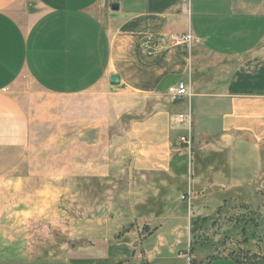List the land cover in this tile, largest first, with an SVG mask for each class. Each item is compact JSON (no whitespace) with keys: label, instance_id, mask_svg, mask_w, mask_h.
I'll return each mask as SVG.
<instances>
[{"label":"crops","instance_id":"0c3cea01","mask_svg":"<svg viewBox=\"0 0 264 264\" xmlns=\"http://www.w3.org/2000/svg\"><path fill=\"white\" fill-rule=\"evenodd\" d=\"M24 80L34 87L17 97ZM181 82L190 94L173 101ZM38 94L97 95V129H119L97 176L124 165L125 193L101 185L97 263L189 264L194 220L234 199L258 223L264 0H0L1 176L33 143ZM236 250L195 264H255Z\"/></svg>","mask_w":264,"mask_h":264},{"label":"rangeland","instance_id":"374dc122","mask_svg":"<svg viewBox=\"0 0 264 264\" xmlns=\"http://www.w3.org/2000/svg\"><path fill=\"white\" fill-rule=\"evenodd\" d=\"M30 87L34 85L24 80L12 92L18 97ZM36 98L38 104L32 107L37 111H28L33 143L21 163L0 175V260L5 264H102L97 263V199L109 194L101 189L104 183L118 188L114 194L124 196L126 177L124 165L118 166L122 175L111 177L97 176V167L107 163L100 155L113 149L110 141L119 129L103 133L97 129V118L103 116L97 112V95L38 94ZM262 200L258 223L237 199L207 209L211 216L194 220L192 264L195 257H223L239 247L244 248L241 256L264 264V196ZM167 242H173L170 235ZM254 247L259 255L250 253ZM180 250L172 256L175 262ZM186 251L190 252L189 246Z\"/></svg>","mask_w":264,"mask_h":264},{"label":"built area","instance_id":"2783aa9c","mask_svg":"<svg viewBox=\"0 0 264 264\" xmlns=\"http://www.w3.org/2000/svg\"><path fill=\"white\" fill-rule=\"evenodd\" d=\"M184 39L190 40L191 37L188 36V37H185ZM169 94H170L173 101H179V100L189 96V94H190L189 87L185 82H181L178 85L171 87L169 89ZM185 120H186V116L183 114H180L175 118V122H178V123H184ZM192 260L193 259L191 258V255H190L189 256V264H192Z\"/></svg>","mask_w":264,"mask_h":264},{"label":"water","instance_id":"95a60500","mask_svg":"<svg viewBox=\"0 0 264 264\" xmlns=\"http://www.w3.org/2000/svg\"><path fill=\"white\" fill-rule=\"evenodd\" d=\"M114 9H118V6L114 5ZM111 85L112 86H119L120 85V77L119 76H112L111 77Z\"/></svg>","mask_w":264,"mask_h":264}]
</instances>
